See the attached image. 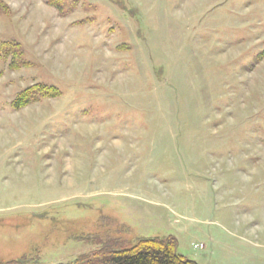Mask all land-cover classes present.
Segmentation results:
<instances>
[{
	"label": "rangeland",
	"instance_id": "rangeland-1",
	"mask_svg": "<svg viewBox=\"0 0 264 264\" xmlns=\"http://www.w3.org/2000/svg\"><path fill=\"white\" fill-rule=\"evenodd\" d=\"M49 1L0 0V261L264 264V0Z\"/></svg>",
	"mask_w": 264,
	"mask_h": 264
},
{
	"label": "trees",
	"instance_id": "trees-1",
	"mask_svg": "<svg viewBox=\"0 0 264 264\" xmlns=\"http://www.w3.org/2000/svg\"><path fill=\"white\" fill-rule=\"evenodd\" d=\"M50 4L61 9L60 2L53 0ZM40 90L37 84L28 91ZM24 91L18 96L14 103L21 106L27 102L29 92ZM47 93L54 92L48 88ZM41 93V91H40ZM132 244L125 246L118 239L91 241L95 249L90 253L80 254L69 263L55 264H199L193 259H189L179 254L177 251L178 241L172 235L164 236H135ZM0 264H33L24 256L9 261H0Z\"/></svg>",
	"mask_w": 264,
	"mask_h": 264
},
{
	"label": "crops",
	"instance_id": "crops-1",
	"mask_svg": "<svg viewBox=\"0 0 264 264\" xmlns=\"http://www.w3.org/2000/svg\"><path fill=\"white\" fill-rule=\"evenodd\" d=\"M200 244H201V247H195V249H197V248H198V249H199V248H200V249L203 248L204 245H203L202 243H200ZM197 245H199V244H197ZM192 247H193V245H192ZM193 248H194V247H193ZM199 264H201V263L199 262Z\"/></svg>",
	"mask_w": 264,
	"mask_h": 264
},
{
	"label": "built area",
	"instance_id": "built-area-1",
	"mask_svg": "<svg viewBox=\"0 0 264 264\" xmlns=\"http://www.w3.org/2000/svg\"><path fill=\"white\" fill-rule=\"evenodd\" d=\"M194 247H197V246H194Z\"/></svg>",
	"mask_w": 264,
	"mask_h": 264
}]
</instances>
